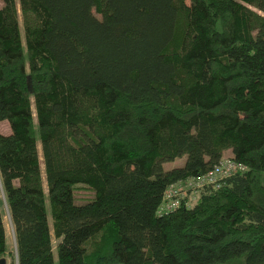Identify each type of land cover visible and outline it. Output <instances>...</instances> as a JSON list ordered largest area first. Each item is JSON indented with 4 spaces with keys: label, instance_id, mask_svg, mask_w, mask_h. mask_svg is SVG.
<instances>
[{
    "label": "trees",
    "instance_id": "trees-1",
    "mask_svg": "<svg viewBox=\"0 0 264 264\" xmlns=\"http://www.w3.org/2000/svg\"><path fill=\"white\" fill-rule=\"evenodd\" d=\"M0 4L11 264H264V0ZM227 150L240 172L159 213Z\"/></svg>",
    "mask_w": 264,
    "mask_h": 264
},
{
    "label": "built area",
    "instance_id": "built-area-1",
    "mask_svg": "<svg viewBox=\"0 0 264 264\" xmlns=\"http://www.w3.org/2000/svg\"><path fill=\"white\" fill-rule=\"evenodd\" d=\"M242 168L226 160L211 173L197 178H190L170 186L163 197L159 213L163 214L180 206L189 207V200H195L205 186H218V181L240 172Z\"/></svg>",
    "mask_w": 264,
    "mask_h": 264
},
{
    "label": "rangeland",
    "instance_id": "rangeland-1",
    "mask_svg": "<svg viewBox=\"0 0 264 264\" xmlns=\"http://www.w3.org/2000/svg\"><path fill=\"white\" fill-rule=\"evenodd\" d=\"M0 6H1V4H0ZM6 125H7L6 122L0 124V133H3V134L8 133V128ZM38 149H39V160L41 163V168L43 169L39 145H38ZM230 154H231L230 150L225 151L223 153L225 160H223V161H226L227 160L226 158H228L230 156ZM184 161H185V158L176 159L175 161H173L171 163L164 164V169L170 170L172 168L181 167L184 164ZM43 187H44V191L46 193V186H45L44 180H43ZM76 195H77V199L80 201H85V200L90 199L92 197V194L90 191H88L86 189H82V188L76 192ZM197 199H198V196L195 200H189L188 201L189 207L194 206ZM0 207H1L2 217H3V225H4V230H5V235H6V243H7L6 262H7V264H11L13 257L16 254V242H15L14 230H13V226L11 223V219H10V215L8 212V207H7V204L5 201V197L3 194L1 182H0ZM49 225H50L51 235H52V224H51L50 217H49ZM52 243H53V246L55 247V241L53 238H52ZM54 260H55V264H56V254H54ZM13 262H14V260H13ZM235 264H237V263H235Z\"/></svg>",
    "mask_w": 264,
    "mask_h": 264
},
{
    "label": "water",
    "instance_id": "water-1",
    "mask_svg": "<svg viewBox=\"0 0 264 264\" xmlns=\"http://www.w3.org/2000/svg\"><path fill=\"white\" fill-rule=\"evenodd\" d=\"M0 264H7L6 259L5 258H0Z\"/></svg>",
    "mask_w": 264,
    "mask_h": 264
}]
</instances>
